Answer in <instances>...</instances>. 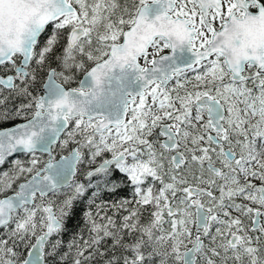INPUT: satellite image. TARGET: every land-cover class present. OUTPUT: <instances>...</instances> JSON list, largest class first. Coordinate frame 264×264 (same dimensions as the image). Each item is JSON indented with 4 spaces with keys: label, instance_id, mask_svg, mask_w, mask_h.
Segmentation results:
<instances>
[{
    "label": "snow or ice",
    "instance_id": "snow-or-ice-1",
    "mask_svg": "<svg viewBox=\"0 0 264 264\" xmlns=\"http://www.w3.org/2000/svg\"><path fill=\"white\" fill-rule=\"evenodd\" d=\"M6 64L31 99L0 120L34 111L0 131V165L31 157L0 173V264H264V0H0ZM124 186L65 246L74 202Z\"/></svg>",
    "mask_w": 264,
    "mask_h": 264
},
{
    "label": "trees",
    "instance_id": "trees-1",
    "mask_svg": "<svg viewBox=\"0 0 264 264\" xmlns=\"http://www.w3.org/2000/svg\"><path fill=\"white\" fill-rule=\"evenodd\" d=\"M51 31V27L49 26V32ZM51 67H55L56 63L54 60H51L50 58ZM34 66V65H33ZM0 73L2 75H8L9 73H14V70H12V66L10 64L1 65L0 66ZM46 78V71L45 72H38L37 73V79L36 82L30 87L29 91L32 93V96H39L41 94L42 85ZM18 82V81H17ZM2 87V86H0ZM2 96H8V100L5 105L0 106V111H2L4 108L14 110L15 107L19 106L20 104H27L31 97H22V96H9L8 90L5 88L3 89ZM34 111L33 109H26L24 112L21 113V116L16 117L15 119L10 120H0V128L8 127L14 124H17L27 118H29ZM69 149L61 150V148L58 145L53 146V155H55L56 158H58L61 155H65L68 153ZM41 161H46L47 156L46 155H40ZM21 160L25 166H27L28 161L31 159L30 156L25 154L17 155L14 158H11L7 160L3 165L0 166V173L3 172H15V166L13 165L14 160ZM28 177V174H24L20 177V179L16 182L17 184L21 181L25 180ZM77 179V178H76ZM116 181H120L119 178H112ZM15 186V185H14ZM10 194V193H8ZM71 194V189H62L61 193L52 196L49 195V197L46 199V202L48 200H51L53 202V209L56 210V206L60 204V202L65 198V195ZM91 194V190L82 198L74 202V208H73V214L69 217L66 223L67 231L63 233L62 239L65 243V246L67 243L73 238L76 234H81L85 239L88 238V227L89 225L86 223L85 219V213L91 211L93 215L97 212V205L101 204V202H105L108 204H111L114 201H118L120 198H130L131 196V190L125 187L119 188L116 192H108L106 190H101L99 192V198L96 199L94 204H89L88 202V196ZM114 209L109 208L108 214L112 215ZM103 214V213H101ZM119 216V214H117ZM0 231H4L0 229ZM110 242V241H109ZM66 250V247H65ZM68 264H71V261L69 260Z\"/></svg>",
    "mask_w": 264,
    "mask_h": 264
},
{
    "label": "flooded vegetation",
    "instance_id": "flooded-vegetation-1",
    "mask_svg": "<svg viewBox=\"0 0 264 264\" xmlns=\"http://www.w3.org/2000/svg\"><path fill=\"white\" fill-rule=\"evenodd\" d=\"M168 53V50H165V53L164 54H167ZM56 67V66H55ZM1 74V73H0ZM10 74H14L15 75V72L14 73H9L8 75H10ZM188 75L189 76H192L193 75V73H188ZM3 76H5V75H3ZM44 84V83H43ZM43 86V85H42ZM71 87H76L77 86V83L76 82H73L71 85H70ZM67 87V86H66ZM41 94H42V89H41ZM40 94V95H41ZM32 116V115H31ZM30 116V117H31ZM29 117V118H30ZM63 138V137H62ZM184 149H183V147H181V151H183ZM68 154V153H67ZM171 154H174V153H170L169 155H171ZM187 154V153H186ZM66 155V154H65ZM217 167H219V165H217ZM83 171H87V168L86 167H84V166H82V171L81 172H78V174H77V180L78 181H80V182H86L85 181V178H84V175L82 174L83 173ZM112 178H119V180L121 181V180H124L125 178L122 176V174H120L119 172H116L115 174H114V176L112 177ZM188 179H189V182L190 183H192L193 181H192V178H191V176L189 175V177H188ZM127 182L125 181V184H126ZM256 183H259L258 181H256ZM125 188H128V189H130L131 190V187H129V186H124ZM48 198V197H47ZM46 198V199H47ZM46 202V201H45ZM245 224L246 225H250V221L249 220H247L246 218H245Z\"/></svg>",
    "mask_w": 264,
    "mask_h": 264
},
{
    "label": "water",
    "instance_id": "water-1",
    "mask_svg": "<svg viewBox=\"0 0 264 264\" xmlns=\"http://www.w3.org/2000/svg\"><path fill=\"white\" fill-rule=\"evenodd\" d=\"M10 75H12V76H14L13 74H10ZM7 76H9V75H6V76H3V75H1L0 74V77H7ZM46 79H47V77H46ZM46 79H45V81H44V83L46 82ZM42 91H43V86H42ZM32 117V116H31ZM31 117L30 118H28V119H26V120H23V121H21V122H19V123H17V124H14V125H11V126H8V127H4V128H0V131H3V130H6V129H10V128H12V127H14V126H16V125H19V124H23V123H26L27 122V120H29V119H31ZM54 146V145H53ZM52 146V147H53ZM20 154H23V153H14L12 156H9V157H7L6 158V161L7 160H9V159H11V158H14V157H16L17 155H20ZM44 155H47V154H44ZM67 155V154H66ZM60 157H58L57 159H59ZM47 159H48V156H47ZM1 166V165H0ZM28 178V177H27ZM26 178V179H27ZM25 179V180H26ZM25 180H23V181H21L20 183H23V182H25ZM11 194V193H10Z\"/></svg>",
    "mask_w": 264,
    "mask_h": 264
}]
</instances>
